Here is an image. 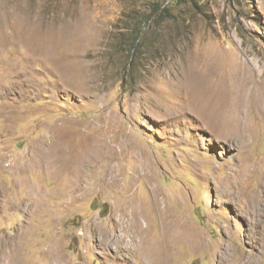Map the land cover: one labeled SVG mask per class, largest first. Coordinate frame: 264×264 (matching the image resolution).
Segmentation results:
<instances>
[{"label":"rangeland","instance_id":"obj_1","mask_svg":"<svg viewBox=\"0 0 264 264\" xmlns=\"http://www.w3.org/2000/svg\"><path fill=\"white\" fill-rule=\"evenodd\" d=\"M209 80L242 89L236 135L188 107ZM140 240L264 264V0H0L4 264H148Z\"/></svg>","mask_w":264,"mask_h":264},{"label":"bare ground","instance_id":"obj_2","mask_svg":"<svg viewBox=\"0 0 264 264\" xmlns=\"http://www.w3.org/2000/svg\"><path fill=\"white\" fill-rule=\"evenodd\" d=\"M193 88L194 90L190 94V96H192V98L190 99L191 102H189L188 104L189 109H193L192 112L195 113L197 117L202 119V121L209 122L210 124H216L215 127H221V126L225 127L226 126L228 128V135L230 136L236 135L235 133L240 131L239 127L242 124L243 117H244L242 115L243 114V111H242L243 96L241 93L242 89H238L237 91H233L230 89L229 91H224L223 86H218V85H215L214 83H210V80L207 82H201L200 85L193 84ZM194 91H199L202 93L206 92V93L211 94L210 102L207 103L209 106V110H203L201 108L202 102L195 99L196 96L195 94L193 95ZM223 94L228 97V100L224 102H221L218 100L213 101V96L220 97ZM258 102L259 101L257 100L256 103ZM233 126H234V129H233ZM55 146L56 145L52 144L51 142L50 143L47 142L46 145L43 144L42 148H44V150L46 148L47 150L46 152L43 151L44 153H42V152H39V149H38L37 158L41 159L40 162L41 161L46 162L47 166H51L52 164L56 165V172L59 173V172L64 171L63 165H64L65 158L63 156L62 150H60L57 146L56 147ZM31 160H32V157H31ZM115 180L113 178L112 182ZM135 212L136 211L132 210V212H129L128 214L127 212L124 211L119 216V221H118L119 227L123 235L124 234L127 235L131 233L130 235L131 244L133 243V241H135V238L137 236L145 238L144 232L136 230L138 228L137 219L139 215ZM116 242L120 244L122 242V239H118ZM136 244L138 245V247H136L137 248L136 252L143 255V257L146 259L148 264H173L174 263V258L168 252V250H163L162 248L155 246L153 243L150 244L142 240H140L139 243L136 242ZM200 245L201 244L196 243L197 247H199ZM241 261L242 260H240L238 264H243ZM246 261L248 262L250 261L251 263H254V259L250 255L246 256ZM4 262H5V257L0 256V264H4Z\"/></svg>","mask_w":264,"mask_h":264}]
</instances>
